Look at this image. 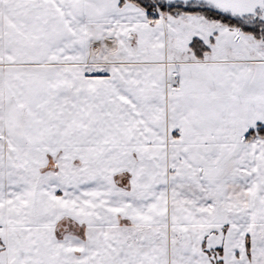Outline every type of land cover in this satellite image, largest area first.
<instances>
[{"label": "snow or ice", "instance_id": "obj_1", "mask_svg": "<svg viewBox=\"0 0 264 264\" xmlns=\"http://www.w3.org/2000/svg\"><path fill=\"white\" fill-rule=\"evenodd\" d=\"M0 264H264V0H0Z\"/></svg>", "mask_w": 264, "mask_h": 264}]
</instances>
